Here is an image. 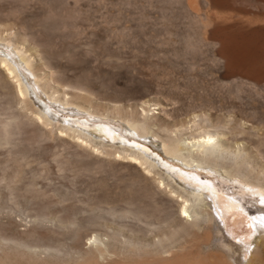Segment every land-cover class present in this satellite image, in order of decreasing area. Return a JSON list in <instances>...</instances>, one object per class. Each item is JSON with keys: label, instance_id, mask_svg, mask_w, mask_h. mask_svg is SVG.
I'll use <instances>...</instances> for the list:
<instances>
[{"label": "rangeland", "instance_id": "1", "mask_svg": "<svg viewBox=\"0 0 264 264\" xmlns=\"http://www.w3.org/2000/svg\"><path fill=\"white\" fill-rule=\"evenodd\" d=\"M0 35L30 51L41 69L37 73L52 78L45 79L51 87L87 96L100 115L131 117L148 109L167 129L185 130L183 137L196 126L216 128L230 155L242 152L247 170L264 168V0H0ZM1 81L0 76V230L50 245L84 246L98 235L118 252L104 264L131 263L133 257L120 253L116 239H139L148 227L125 206L109 211L102 202L111 196L117 201L126 185L144 188L148 180L138 173L143 169L115 155L93 156L71 139L42 131L31 110L18 105L10 82ZM86 98L74 102L90 108ZM140 139L154 142L166 157L158 139ZM165 197H156L158 206L173 215L177 207ZM98 201L100 207H94ZM69 217L76 224L68 230L60 222ZM45 218L54 221L41 222ZM213 236L205 251L217 249L233 258L228 232L214 230ZM178 245L173 252L185 250Z\"/></svg>", "mask_w": 264, "mask_h": 264}, {"label": "bare ground", "instance_id": "2", "mask_svg": "<svg viewBox=\"0 0 264 264\" xmlns=\"http://www.w3.org/2000/svg\"><path fill=\"white\" fill-rule=\"evenodd\" d=\"M8 37H0V76L4 84L11 83H8V86H13L11 90L15 91L14 98H18V105L23 104L25 109L27 107L31 110L38 124L42 125L41 130L46 129L47 133L49 131L52 136L61 139L63 137L71 139L73 144L75 142L78 147L89 149L91 154H103L107 157L115 155L123 159V162L126 160L128 166L135 170L140 166L143 169L141 171L138 168L141 180L144 179L143 182L148 180L150 183L148 181L146 183L154 186L153 188L146 184L141 188L137 183L136 188V184L133 183L135 190L132 185H126L128 187L125 191L130 189V192L123 190L122 193L125 192L128 196L124 195V198L122 193L121 196L118 194L120 198L123 197L119 200L118 192L113 191L119 201H113L112 196L108 194L111 196L110 201L115 204L110 203L109 199V203L102 202L109 204V207L105 208L109 211L116 206L118 208L119 205L125 206L138 223L148 227L145 236L139 239L115 238L121 246L120 253L133 257L129 264H264V203L261 202V198L264 197V173L263 176L260 175L264 168L257 173L253 172L255 169L247 170L248 161L242 152L236 150L230 155L229 148L223 141L225 140L222 137L223 133L217 132L216 128L210 131L196 126V130L193 127L195 124L192 125V129H195L194 134L186 136L187 132L183 137L180 132L183 130L179 129L178 132L167 129L148 109H143L142 113L136 116L133 113L131 117H121L119 116L121 114L119 117H111L106 114L108 112L100 115L98 108L96 111L93 104L90 105L91 100L86 98L87 96L76 93L73 98L71 93L64 91L60 94L56 91L58 88L55 90V87H51L48 80L53 81L52 78L47 77L48 73L43 74L47 78L37 73L41 69L34 65L32 55L27 54L30 51L24 49L25 46L22 47L23 44H19V40L15 41L12 39L14 37ZM29 71L33 75V82ZM41 91L48 99L42 97ZM68 95L71 100L67 98ZM84 97L87 100L85 103L89 101L92 110L83 105ZM74 99H80L83 103L74 102ZM118 110L116 112L120 111ZM148 136L161 142L160 147L166 157L160 156V148L156 147L154 142L150 144L147 140L140 139ZM108 149L115 150L110 152ZM147 187H151L152 190L148 191ZM138 188L141 189L137 190ZM160 194L174 202L172 204L177 207L172 216L161 208L166 212L163 213L158 206L161 203L156 197L158 198ZM99 204L101 201L96 205L93 203L97 208L100 207ZM213 213L219 217L224 227L218 224L219 221ZM53 221L52 218L41 220L45 223ZM60 224L69 230L75 226L76 221L69 217ZM223 228L231 236L226 237V240L235 253L233 258H229L227 253L221 250L205 251V248L214 242V230L221 231ZM148 234L149 238H146ZM109 238L112 237L108 236ZM181 242L183 244H179ZM177 245L185 250L173 252ZM116 253L118 252L106 248L103 238L98 235L89 237L84 246L74 243L50 245L33 244L7 237L0 230V264H104Z\"/></svg>", "mask_w": 264, "mask_h": 264}, {"label": "snow or ice", "instance_id": "3", "mask_svg": "<svg viewBox=\"0 0 264 264\" xmlns=\"http://www.w3.org/2000/svg\"><path fill=\"white\" fill-rule=\"evenodd\" d=\"M261 202L264 203V197L261 198Z\"/></svg>", "mask_w": 264, "mask_h": 264}]
</instances>
